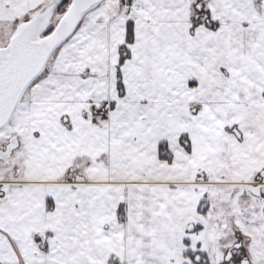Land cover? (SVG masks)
Instances as JSON below:
<instances>
[{
  "label": "snow or ice",
  "instance_id": "6c2138e0",
  "mask_svg": "<svg viewBox=\"0 0 264 264\" xmlns=\"http://www.w3.org/2000/svg\"><path fill=\"white\" fill-rule=\"evenodd\" d=\"M0 264H264V0H0Z\"/></svg>",
  "mask_w": 264,
  "mask_h": 264
}]
</instances>
